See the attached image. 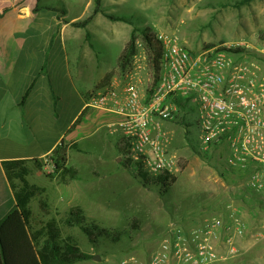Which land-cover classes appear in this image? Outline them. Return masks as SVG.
<instances>
[{"label":"rangeland","instance_id":"obj_1","mask_svg":"<svg viewBox=\"0 0 264 264\" xmlns=\"http://www.w3.org/2000/svg\"><path fill=\"white\" fill-rule=\"evenodd\" d=\"M63 1L40 0L39 5L58 8V17L69 21L85 19L94 6V0ZM100 7L109 16L131 19L132 24L111 21L100 13L85 30L72 27L79 33L76 43L92 46L93 64L98 65L94 81L107 71L112 74L108 83H97L92 92L120 79L116 68L118 58L128 43L130 32L136 28H149L155 34H174L193 52L217 46L243 48L242 59L248 63L256 62L264 69V58L258 54V51H264V0H101ZM57 44H65L62 36H57ZM67 49L71 54L73 47ZM94 115L95 118L100 115L115 118V115L96 109L81 118L87 124L83 131L78 130L72 137L78 150H72L68 155V166L79 172L72 184L50 183L31 163L27 180L44 191L61 190L63 201L58 218L70 207H81L88 224L123 231L129 228L133 219H139L140 229L133 231L130 239L124 237L117 244L102 239L94 246L79 228H64L63 236L74 237L80 250L92 256L91 260L76 264H119L130 256L144 261L158 246L170 223L186 229L204 224L211 226L213 222L234 224L229 217L231 214L237 216L238 224L243 228L236 236L239 253L214 264H264V191L254 196L244 191L234 176L223 173L226 158L223 152H200L196 112L189 115L188 124H161V132L170 140V152L178 162L185 163V169L177 173L169 192L163 196L156 186H143L136 178L135 170L127 171L122 167V155L115 148L118 134L110 135L105 128L93 132L96 126L90 121ZM87 131L88 135H85ZM115 157L120 160L118 163ZM43 165L47 166V172H52L48 161ZM243 194L244 200L241 199ZM40 198L37 196L31 201L33 213L38 211ZM54 217L51 213L47 220ZM239 225L235 228H240ZM231 233L222 235L223 244Z\"/></svg>","mask_w":264,"mask_h":264},{"label":"built area","instance_id":"obj_2","mask_svg":"<svg viewBox=\"0 0 264 264\" xmlns=\"http://www.w3.org/2000/svg\"><path fill=\"white\" fill-rule=\"evenodd\" d=\"M161 54L156 79L151 51L142 39L120 79L94 92L86 108L117 116L114 132L129 145L124 157L140 164L150 176L180 172L162 123L173 124L180 115L177 102L189 115L197 113L200 152L224 153L223 173L234 176L252 195L264 191V69L248 63L229 47L193 52L174 34H156ZM264 58V51H258ZM123 158V159H124ZM213 222L199 227L170 223L156 248L144 261L130 256L119 264H214L239 253L236 236L243 229ZM239 225L240 228H235ZM231 233L221 241L222 235ZM241 231V232H240ZM225 244V245H226ZM223 249V252L220 250Z\"/></svg>","mask_w":264,"mask_h":264},{"label":"crops","instance_id":"obj_3","mask_svg":"<svg viewBox=\"0 0 264 264\" xmlns=\"http://www.w3.org/2000/svg\"><path fill=\"white\" fill-rule=\"evenodd\" d=\"M39 4L40 0H0V193L6 194L12 201L2 163L27 161L28 172L24 180L41 191L38 197H42L36 213L31 211L34 198L28 205L31 213L30 233L46 224L51 213L54 218H61H58V211L63 199L60 189L44 191L28 182L29 164L38 161L43 168L33 166L41 176H46L45 173L49 172L43 164L56 146L62 140L69 144L76 143L72 139L73 134L78 130L83 131L87 122L81 119L78 125L72 126L84 109L86 113L91 110L86 108V101L94 93L92 88L105 81L109 74L107 71L94 81L98 65L93 64L92 46L76 43L78 29L71 26L78 19L69 21L64 17L59 18L58 8ZM4 5L7 8L4 9ZM58 35L64 38L65 44L56 45ZM67 47H73L71 54L67 53ZM95 58L98 59L97 56ZM27 92L28 97L22 103ZM96 115L90 121L96 126L93 132L105 128L110 135L118 134L117 139L122 138L112 128L119 119L117 116L112 120L104 115L95 118ZM88 131L84 134L88 135ZM115 160L117 163L120 161L118 157ZM48 180L56 185L61 184L56 178ZM41 202L46 205V211L42 210ZM5 204L0 203V217ZM72 208L62 214L65 215Z\"/></svg>","mask_w":264,"mask_h":264},{"label":"trees","instance_id":"obj_4","mask_svg":"<svg viewBox=\"0 0 264 264\" xmlns=\"http://www.w3.org/2000/svg\"><path fill=\"white\" fill-rule=\"evenodd\" d=\"M252 0H245L250 2ZM94 6L85 19L78 20L71 24L72 27L85 29L87 24H90L96 15L102 13L111 21H120L131 25V19L125 16L112 17L107 15L102 10L101 0H94ZM86 39L89 41V34L86 32ZM142 39L147 44L151 51L150 67L155 74L157 73V65L161 54L160 43L156 39V34L149 28L132 29L129 35V41L124 45L122 52L118 58L117 69L119 73L126 71L128 63L136 52L135 42L137 39ZM232 53L241 54L244 52L243 48L227 49ZM112 78V74H108L104 83H108ZM29 92L26 93L22 99V103L28 97ZM181 111L174 123L179 125L188 124L189 113L186 110V105L177 102ZM86 113V109L75 120L74 128L80 123L82 116ZM115 148L117 152L122 155V158L127 157L129 153L128 142L122 138L118 139ZM78 150V144H69L66 140L56 146L52 151V155L47 159L48 163L52 165V172L45 173L48 179L56 178L59 183L68 186L71 182L77 179L78 170L74 167L68 166V155L70 151ZM27 161H5L2 163L4 174L9 182L11 189V200L6 194L0 193V203L5 204V210L0 217V264H76L78 262H86L92 259V256L83 253L71 235L63 236L64 228L74 229L79 228L85 236L89 244L98 245L100 240L104 239L112 244H117L122 238H131V233L140 229L139 219H133L129 228L123 231L117 229L103 228L96 223H87L84 211L81 207H75L66 212L60 219L52 218L46 224L40 226L33 232L31 229L30 220L31 213L28 205L30 201L39 196V191L35 187L29 186L24 177L28 172ZM33 164L42 169V165L38 161H33ZM122 167L127 170H135L136 178H138L143 186H156L160 196L166 195L169 192L171 185L175 182L176 176H169L167 174L150 176L145 173L140 164L124 158ZM180 171L185 169L183 161L178 162ZM18 182L20 184H16ZM246 191V190H244ZM245 194L241 197L245 199ZM257 202V201H254ZM41 208L46 211V205L41 202Z\"/></svg>","mask_w":264,"mask_h":264}]
</instances>
